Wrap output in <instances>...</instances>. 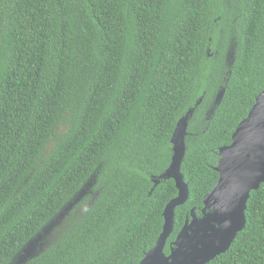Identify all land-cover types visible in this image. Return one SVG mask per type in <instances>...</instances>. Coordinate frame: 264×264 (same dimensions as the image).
I'll use <instances>...</instances> for the list:
<instances>
[{
  "label": "trees",
  "instance_id": "16d2710c",
  "mask_svg": "<svg viewBox=\"0 0 264 264\" xmlns=\"http://www.w3.org/2000/svg\"><path fill=\"white\" fill-rule=\"evenodd\" d=\"M262 91L264 0H0V264H139L178 194L162 175L187 117L188 198L167 254ZM89 180L91 197L43 239ZM245 217L206 264H264V181Z\"/></svg>",
  "mask_w": 264,
  "mask_h": 264
},
{
  "label": "water",
  "instance_id": "95a60500",
  "mask_svg": "<svg viewBox=\"0 0 264 264\" xmlns=\"http://www.w3.org/2000/svg\"><path fill=\"white\" fill-rule=\"evenodd\" d=\"M260 93L236 126L231 142L218 150L214 168L218 179L203 196L202 215L197 217L191 209V218L185 220L166 254L164 246L173 229L174 209L188 198L187 184L179 172L187 117L180 121L182 127L172 136L171 162L162 175L174 178L178 194L165 206L162 231L139 264H206L228 250L244 229L250 192L264 181V91Z\"/></svg>",
  "mask_w": 264,
  "mask_h": 264
},
{
  "label": "rangeland",
  "instance_id": "374dc122",
  "mask_svg": "<svg viewBox=\"0 0 264 264\" xmlns=\"http://www.w3.org/2000/svg\"><path fill=\"white\" fill-rule=\"evenodd\" d=\"M233 44H234V39L233 37L229 36L228 38V48L227 51L225 52V57H224V62L227 64H230L232 57H233ZM223 93L222 88L219 89V91L216 93H214L213 95H211V98L209 100H206V104H207V109H205L207 114H210L211 110L213 109V107L216 105V103L218 102L219 98H220V94ZM92 187H93V182L92 180H89V182H87L84 187L82 188V190L80 192H78L73 198L72 200L66 204V206L63 208V210L61 211L60 215L58 217H55L54 220L51 221L50 226H49V230L46 229V231H44L43 234V239L47 236H49L51 230L58 226L61 221L64 219V217L71 212L78 204H81V202L86 199L91 197L92 195ZM50 231V232H49ZM41 239V238H40ZM37 240V238L33 239V243H32V247L29 246V248L27 249V251L25 252V254L30 255L32 253L35 252V248L37 246V243L39 242V240Z\"/></svg>",
  "mask_w": 264,
  "mask_h": 264
},
{
  "label": "flooded vegetation",
  "instance_id": "af4514ba",
  "mask_svg": "<svg viewBox=\"0 0 264 264\" xmlns=\"http://www.w3.org/2000/svg\"><path fill=\"white\" fill-rule=\"evenodd\" d=\"M202 209V208H201ZM197 217H199V216H201L202 214H201V211H200V214L199 215H197L196 213H194Z\"/></svg>",
  "mask_w": 264,
  "mask_h": 264
}]
</instances>
